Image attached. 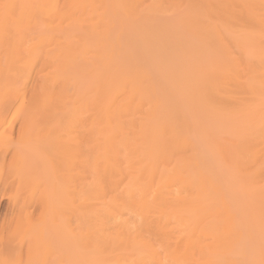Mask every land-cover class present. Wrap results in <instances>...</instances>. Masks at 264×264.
<instances>
[{
  "label": "bare ground",
  "instance_id": "1",
  "mask_svg": "<svg viewBox=\"0 0 264 264\" xmlns=\"http://www.w3.org/2000/svg\"><path fill=\"white\" fill-rule=\"evenodd\" d=\"M2 1L0 2V49L2 50L0 51V117L22 118L23 124L22 120L20 122L23 127L24 122H27L26 126H32L30 123L33 122L34 119L31 118L34 116V118L40 115L42 118L48 116V119L50 116L52 118L68 116L71 119L68 121L74 126L73 134H70L72 149L71 140L68 143H71L69 148L73 153L69 155L67 149L68 156L71 157L68 158L72 160L69 164H75L74 158L75 162L81 163V168H72L69 165L71 170L78 168L72 172L74 186L70 191H72L71 197L75 192V197L74 202L73 200L71 204L69 202V206L74 203L73 207H75H72L73 210L70 207L74 212V216L72 215L74 221L71 220V216L73 225L70 221L69 226L70 224L75 226L73 235L81 240L77 243L79 246L82 243L88 256L103 264H241L242 258V262L247 259L253 262L254 259L251 261L250 254L257 243L251 241L254 236L252 235L250 239L249 232L247 234L245 230H249L247 225L249 222L243 221L244 215L247 216L246 211L241 205L231 201L233 199L230 200V195L227 193L229 191H226L229 189V182L224 181L228 182L226 184L228 188L222 178V184L218 180H215L218 181L216 183L207 173V169L202 167L206 160H202L204 164L198 163L195 158L188 156L189 152L186 155L190 159L185 158L183 154L179 155L181 157L177 160L174 158V154L185 153L192 146L191 139L194 137L191 138L193 135L188 134L191 126L185 123L186 119L184 123L181 122L179 118L183 117L181 114L177 116L181 125L173 123L177 117L170 118L173 114L166 110L170 104L168 105V101L162 98L164 93L156 85L149 67L138 51L144 45L141 35L150 32L148 27L146 28L145 20L150 19L153 10L160 9L158 5H164L163 10L167 6V11H173L178 8L175 7L176 5L180 9L186 1L195 4L194 18L199 15L204 17L201 24L205 28L200 29V32L203 30L204 34L208 33L205 36L212 40L221 53L219 56L216 55V69L211 72L212 74L208 72L210 75L207 76V82L204 84L206 86L201 92L199 91L200 93L198 92L199 99H196L208 105L209 110L214 111L215 115L217 111H222V114L227 112L226 116L219 112L220 116L225 118L238 115L234 116V119L231 118V121L241 119L240 116L243 120L247 117L248 121L253 120L251 124L256 130L254 129L250 136L247 135L249 132H245L247 139H240L237 145H230L234 147L232 148L234 151L231 150L235 153L234 157L238 155L245 158L233 164L237 165L236 168L248 170L247 175L239 173V176H250L251 185L256 182L260 184L258 186L257 183V187L256 184L253 185L255 188L250 195H253L252 199L257 201H254L257 205L256 210L259 209L257 207H261L264 212V0H180L179 4L185 1L181 5L176 4L178 1L174 0L175 6L171 3L173 0H150L152 3L156 2L157 7L153 9L149 8V1L145 4H148V7L144 5L142 8H147L141 9L142 0H4L3 3ZM136 4L140 5V8L137 9ZM169 4L174 7L171 8L172 10ZM112 9H116L114 13L117 10V13H120L117 14L121 16L119 24L114 25L112 22L114 17ZM163 10L160 13H166L164 12L166 9ZM117 15L113 19H117ZM130 15L133 20H130ZM138 18L143 22L137 24ZM126 27L127 32L138 34L137 42L133 51L126 52L127 58L119 59L118 53L114 51L116 44L114 42L121 41L116 36ZM138 28L140 30L136 31ZM112 29L113 31L116 29V32L114 33ZM111 31L114 33L113 38ZM227 32L232 37L235 35L239 42H245V47L235 39L237 49L236 43L230 42ZM126 36L123 35V38L125 37L122 39L123 42L129 39ZM225 36L227 39L229 37V41ZM231 46L239 52L242 50L246 52L249 47L251 49L246 53L243 51L245 55L242 54L241 59L240 56H235L238 51L232 50ZM81 67H84L82 73L79 72ZM87 68L90 71L86 73ZM32 77L33 82L30 87L29 82ZM168 111L169 113L166 114ZM84 115H86L85 120ZM29 118L32 122L28 120ZM48 119L46 122L49 125H56L58 122L55 121L56 123L53 124L54 122L50 120L49 123ZM238 120L236 125L239 128L240 124L248 127L243 123L245 121L242 120L243 122L240 123L241 120ZM33 123H36L35 120ZM251 124L249 122V126ZM81 128L84 130L81 131ZM243 128L245 127L240 129L244 132ZM248 128L250 129L245 130H253L251 127ZM238 130L234 131L235 135L241 131ZM68 133L66 132V136ZM186 135H190L191 139L186 138ZM230 141L227 140L228 143ZM195 145L194 142L193 146ZM223 146L226 147L224 144ZM228 148L225 149V153L227 150L230 151ZM190 150L192 149L188 151ZM197 151L196 154L200 153ZM219 151L218 156H224L221 154L224 150ZM231 151L229 154L233 153ZM244 152L245 155L241 156ZM172 159L175 161L172 165H163L164 162H173ZM197 160L200 161L199 158ZM222 161H224L223 157ZM18 164L21 167L20 163ZM218 168L220 169L219 166ZM17 170L14 173L18 174ZM11 171L7 173L11 174ZM72 173L70 179L73 181ZM21 174L19 173L16 178ZM217 174L218 177L221 176L222 171ZM11 176L15 175L11 174ZM24 176H28V173ZM19 177L21 180L19 178L18 180L22 182L24 177ZM83 179L88 180L84 188L82 187L84 184H80V182L85 183ZM24 180L23 182L28 179ZM17 181L13 182L16 184ZM247 184L250 186L249 182ZM16 192L21 193L19 190ZM42 192L41 188L42 199L38 198V201L44 204L37 202L42 207L49 208V205L46 207L47 196L44 195L42 201ZM122 195L126 196V199ZM248 197L250 196L245 197L247 202ZM16 200L14 197L13 201ZM19 206L17 207L21 210H18V213L21 215L24 206L23 204V207ZM247 209L249 210L250 207ZM126 213L130 216L134 215L137 222L125 218L122 220L125 215L130 217ZM43 215H38L39 222L35 218L38 222L36 224L33 223L34 218L31 223V218L25 221L21 218L23 224L19 223L16 226L10 221L13 226L0 227V264H28L40 247V251H46L48 245L41 224ZM28 216L30 217L29 214ZM134 216H131L132 220ZM256 224L258 225V222ZM147 233L150 239L146 237ZM48 237L52 238V236ZM70 240L72 241V238ZM52 242L50 245H54ZM23 246L26 247L24 251ZM263 249L260 251L264 254ZM256 257L258 258V254ZM262 257L264 264V256ZM49 259L52 260L51 255ZM248 262L246 263L251 264Z\"/></svg>",
  "mask_w": 264,
  "mask_h": 264
},
{
  "label": "rangeland",
  "instance_id": "2",
  "mask_svg": "<svg viewBox=\"0 0 264 264\" xmlns=\"http://www.w3.org/2000/svg\"><path fill=\"white\" fill-rule=\"evenodd\" d=\"M3 1H2V3H3ZM148 1H149V5L148 4L147 5L149 6V8L151 7L153 9L154 7H157L156 2L152 3L150 0H142L143 3L141 2V4H140L142 6L136 4L137 9L139 6L141 7V9H144V8L146 9L148 6L145 4ZM154 1H156V0H154ZM177 1H178V3H176V4H178V5L185 3V1H183L184 3L182 2L181 4H179L181 1L176 0V2ZM169 2H167L166 4L168 5ZM173 2H174V4H173ZM173 2H171V3L173 6H175V1L173 0ZM190 3H192V2H190ZM190 3H189V1L188 2L186 1V4L181 5L180 9H179V6L176 5L175 7H178V8L174 9L173 11L168 10L169 12L167 11L166 4H165L166 10L164 9L165 11L163 10L164 5H158L160 7V9L162 8L161 11H159L160 9L157 11L153 10V12H152L153 14H151V16H149L150 19L148 21L145 20L146 28L148 27V30L150 32H149V34L141 35L142 43L144 44L142 46L143 48L142 49L140 48L139 51H138V49H135V50L138 51V53H141V55L144 58V61L146 62V65L149 67L150 74L155 79L156 85L158 87H160L161 91L164 93V95H162L163 93L161 92L162 98H164L165 100L168 101L167 103H168V105L170 104L169 106H170L171 110L174 109V111L172 110V112H171L169 106H167V104H164L165 106L168 107V109L166 107V110H169L170 114H173V115H171L170 118H173L175 116L177 117L178 115L181 114L183 116V117H181V116L179 117V118H181V122H183L186 119L185 123H187L188 125L191 126L189 132H192V133L188 132V134L193 135V136H191V138H193V137L194 138L191 139L190 135H186L185 137L190 138L192 140L191 143L194 144V142H195L197 146L196 145L193 146V144H191L192 146L190 148L192 150H190V151H192V152L188 151L190 149L189 148L185 153L178 154V152H177L176 155L177 154L178 155H177V157H175L176 155L174 154V158L177 160L178 158L181 157L179 155H182V154L186 158L188 155L187 152H189L188 156L190 158L193 157V159L195 158V160L198 161V163L201 162V164H204V161L206 160L205 165H202V167L207 169V173L213 178L214 181L218 180V181H220L219 183L222 184L221 181L223 179V182L224 181L229 182V184H228L229 189H227L226 191H229L227 193H228V195H230V200L233 199L231 201H235L234 202L235 204H237L239 206L241 205L243 207V209L246 211L247 216L244 215L246 220L244 219L243 221L244 222L247 221L246 223L249 222L247 224L249 226L248 227L249 230H247V229H245V230L247 231V234L249 232V234H250L249 238L250 239L254 236L253 237L254 240L251 239V241L252 242L255 241L254 244L257 243V245L253 248V250H251L252 248L250 249L252 252V254H250L252 258L250 257V255H249V258H251V261L254 259L253 262H250L249 261L250 259L249 260L247 259L244 262L246 263L249 261L251 264H256L257 263L256 260L259 259L258 264L260 262H261L260 264H263V257L262 256H264V254L261 252L262 251L261 249L264 248L263 247L264 246V225H261V223L262 224L264 223V216H263L264 212L262 211L261 207H257V209L258 208L259 209L256 210L255 207L257 205L255 202H257V201L255 199L254 200L252 199L253 195H250V192H252V189H254L255 186L257 187L258 182L255 183L256 185L253 183V185H255V186H253L250 184V181H249L250 176L249 177L247 176L248 178L243 177V176H239V173H240V175L241 174L247 175L248 170H245V168H243V170H242V168H239V167L236 168L237 165H233L235 162L241 161V159L244 160L245 158H243V157L241 158L238 155L234 157L233 156V155H235V153L233 152L234 147H232L234 145H237L236 143L237 142L239 143L242 139H244V140L247 139V137L250 136L253 133V131H255L256 129L252 125L253 120L251 121V119H249L250 121H248L247 120L248 117L246 118V120H243L242 116H240V118H241V119H239V120H241L240 123L245 121L243 123H246L248 125V127H251L253 129V130L247 131L250 128H248L244 125H241L239 123L241 129H242V127H245V128H243L244 129V132H243L239 128V126L236 125V124H238V122H237L238 119L235 118L236 119L235 122H234V120L231 121V118H233L235 115L233 116V114H232L233 117L228 116L230 118H225L224 116H226L227 112L224 113V111H223V113L225 115L221 113L222 111H219L224 116H220L218 111H217V114L215 115L214 111L209 110L208 105L201 103L200 100L196 99V98H198V92L199 91L201 92L202 89H204L203 87L206 86V85L204 86V84H206V82H207L206 81V79H208L207 76L212 74L213 73L212 71H214L216 69V66H215L216 57L219 56V54L221 55V53H220L219 49L213 44L212 40L205 36V34L206 35L208 34L205 32L206 30L204 31L205 34L203 33V30H201V32H200V29H203V27H204V25L201 24L202 23L201 21H203V19H202L203 16L201 17L199 15V16H197L198 19L194 18V17H196V12H195L196 7H195L194 3H192L190 6ZM144 5L147 7L142 8ZM169 5H170V7L169 6L168 7L170 9L174 8V7H171L172 6L171 4H169ZM136 6H134V7H136ZM193 8L195 9V11ZM116 9H119V8H116ZM141 9H139V11ZM177 9H179V10H177ZM115 10L112 9V11H113L112 14L114 17H116V15L118 14L117 13L118 10L116 13H114ZM162 10L164 12H166L167 14L166 13H163V14L160 13V12H162ZM139 13H141V11ZM139 13H138V15L140 16L141 19H143V17H141V15ZM118 15H117V17H118L117 19H113L114 17H112V22L114 25L119 24V22L121 20V16H118ZM130 16H131V17H129L130 20H133L134 18L132 17V15H130ZM140 18H138L139 21L137 19V24L143 22V21H141ZM193 19H195V21ZM199 19H201V20H199ZM115 20H117V21L115 22ZM199 21H200V23H199ZM193 22L196 24H194ZM123 24H125V26H126L125 22H123ZM200 24H201V26H199ZM139 27L142 29L141 26H139ZM140 28L136 29V31L140 30ZM222 28L224 29V27H221V29ZM124 29H125V31H124ZM112 31H113V29H112ZM112 31H111V33H112ZM127 31H128L127 27L123 28L121 34L116 36L118 38V40H121L120 42L114 40L115 41L114 43H116V44H114L115 45L114 51H115V53H118L119 59L127 58L126 52L133 51L134 50V48H133L134 44H135V42H137L136 37L138 36V34H135L134 32H130V31L127 32ZM113 32L115 33L116 29H114ZM123 32H124V34H122ZM114 33H112V38H113ZM225 34L226 33H224V35ZM227 34L229 35L230 33L227 32ZM123 35H127L126 37H129L130 40L126 39L127 41L123 42L122 39L125 38V37L123 38ZM229 37H230L231 43L238 42V43H241L242 45H244L243 47H245V42L244 43L242 41L239 42L235 35L233 37L229 35ZM229 37H228V39L226 37L227 41H229ZM128 41L130 43H127ZM132 41L134 42L133 44H132ZM234 41H236V42H234ZM244 41H245V39H244ZM125 44H127V45H125ZM119 45H121V46H119ZM233 45L234 44H232V46ZM124 47H126V49ZM233 47L231 48L232 50L235 49L236 51H238V52H236L235 50L233 51L234 53L236 52L235 56H237V57L240 56L242 59L243 58L242 54H244L245 51L242 50L241 52H239V50H237L238 49L237 43L235 46L237 49L233 48ZM248 49H251V48L249 47ZM248 49H246V52H248L247 51ZM212 50H214V51L212 52ZM0 51L2 52L1 49H0ZM121 52H123V53H121ZM237 53L239 55H237ZM144 54H145V56H144ZM211 55H212V57H211ZM82 57H83V55H82ZM84 58H86V57L84 56ZM84 58H82V59H84ZM84 60H86V59H84ZM90 66H91V69L93 70V64L92 63L90 64ZM189 67H191V68H189ZM88 68H89V66H88ZM88 68H87V70H85L86 73L90 71V70H88ZM82 69H84V67H81L79 69L80 73H82ZM208 72H210V74ZM33 76H35V74H33ZM32 82H33V77L29 82L30 87L32 86ZM84 82L85 81H83V83ZM161 83L163 84L164 88H163ZM169 111L167 113L166 112L165 113L168 114ZM228 114L231 115L230 113H228ZM237 116L238 115H236L235 117H237ZM1 117H0V143H1L0 144V163H1L0 166L3 165L4 167L3 166H2V168L0 167V171H1L0 174H1V176L3 175L2 177L0 176V227L1 226H3V227L13 226V224L17 226V224L19 225V223L23 224L22 219L25 221V219L29 220L31 218L30 219V223H31L36 218L37 221L39 222V219H38V218H40L39 216L43 215V213H44V215H43L44 218L42 217L43 221L41 224L43 225V228H44L43 229L44 230V236H45V239L47 240L46 245H48V248L46 247V249H45L46 251H40V248H41L40 247L38 249L39 251H36V253H35V255L37 257H35V255H34L33 258L28 262V264H103L101 262L95 261L94 260L95 258H90L86 252V249H84V246L82 245V243H80L81 247L79 246L78 243L81 240L79 241V239L76 238L75 235H73V233H74L73 227H75V226H71V224H72L71 220L74 221V219H73V216H74L73 213L74 212H72V210L75 206L73 207L74 203H72L73 204L72 206H69V205L71 204L72 200L74 202L75 192H73L74 194H73V196H72L73 198H72L71 197L72 191H70V189H71V187L74 186L73 185L74 183H72V182H74L72 172H74L73 170H75L76 168L71 170L70 167H72V168L78 167L79 169L81 168V165H80L81 163H79L78 161L75 162L74 158H73V162L75 164H73V163H71V165L69 164L70 163L69 161H72V160L69 159L71 157L68 156V153L70 152V150L73 147V142L70 139L72 137V135H70V134H73V130H74L73 129L74 126H72L73 124L68 121L71 119L68 116H58L56 118H54V116H53V118L50 116L49 117L50 119H48L47 118L48 116H43V118H42L40 115L38 118H37V116H36V118H34L35 116L31 118V119L35 120V122H36L35 124L33 123L34 120H32L33 121L32 122L31 119L29 118L28 120L32 123H30L28 121V124L30 123L32 126L29 125L30 126L29 127L27 125L28 126L27 127L26 126L27 122L26 123L24 122V127H23L22 124H23L24 119H22V118H16V119L14 117L8 118L10 116H5V117L1 116ZM46 118L49 120V123H50V120H52V123L54 122L53 124H55L57 121L58 122L56 125H52V124L49 125L46 122V120H47ZM83 118L85 120L86 115H84ZM179 118L178 117L176 118L179 120V121L178 120L176 121L177 123L175 122L176 119L173 122L178 126L181 125ZM249 118H250V115H249ZM244 119H245V117H244ZM20 121L22 122V124ZM249 122H250V124L252 123L251 124L252 126L251 125L249 126ZM66 123H68L67 125H69V124L70 125L67 126ZM237 126H238L239 130H241V131L238 130ZM234 129L239 131V133L237 132L236 135L237 134L240 135L241 132H243V134L241 133L242 135H240V137H239V135L236 136L234 134L235 133ZM245 129H247V130H245ZM83 130L84 129L81 128V131H83ZM70 131H72V132H70ZM66 132L67 133L69 132L68 133L69 137L66 136ZM245 132L246 133L249 132V133H247L248 136L245 135L246 134ZM44 135H47V136L45 137ZM243 135H245L246 137ZM187 136H189V137H187ZM233 136H235V137H233ZM69 140H71L72 145L70 142H69L70 144L68 143ZM227 140H231V141L228 143ZM53 141H54V143H53ZM224 141L227 142V144ZM7 142H9V143H7ZM24 142H26V143H24ZM231 142H233V143H231ZM22 143H24V144H22ZM6 144H8L10 147ZM223 144L226 147H224ZM230 144L231 145L233 144V145L231 146ZM69 145H71V149L69 148ZM220 146H221V149H220ZM196 147H198V148H196ZM218 148H219V150H222V151L224 150L223 153H221V154L224 155L222 157H223L225 163H224V161H222L221 155L218 156L219 152H220L218 150ZM226 148H228L230 151L233 150V151H231L233 153L229 154L230 151H228V150L225 153ZM67 149L69 150V152H67L68 151ZM193 149H194V151H193ZM195 151H197V152L200 151L201 154L200 153L196 154ZM4 152H5V154H4ZM71 152L69 155H72L73 152L72 153ZM217 152H218V154H217ZM229 155H231V157H229ZM242 155H245V152L242 153L241 156ZM199 156H201V157H199ZM190 158H188V159H190ZM197 158H199L200 161L197 160ZM219 158H221V159L219 160ZM239 158H240V160H239ZM188 159H186V160H188ZM202 160H204V161H202ZM174 162H175L174 160L171 163L164 162L163 165H169L170 166V164L172 165ZM18 163H20L21 167H19ZM8 164H10V165H8ZM14 165H15V167H14ZM69 165H70V167H69ZM207 165H209V166H207ZM9 166H11V167H9ZM214 166L215 167L217 166V168L219 166L221 170L219 168H218L219 170L217 168L215 169ZM5 167H7L8 169ZM23 167L25 169H23ZM207 167H209V168H207ZM210 167H212V168H210ZM232 167H235V168H232ZM4 168H5V171H4ZM14 168H15V170L20 169V171L17 170L18 174L22 173L19 176H22L25 178V180H27V179L28 180L25 181L24 178H22V182H20L21 179L19 176L16 178V176L18 174H16V172L14 173V171H15ZM233 169L235 171V174H234ZM7 171L8 172L11 171V174L15 175V176H13L15 179H12L13 177L11 176L10 173L8 174ZM221 171H222L221 176H223V177H221V176L218 177L217 173H219ZM3 172L6 174V177H5V174ZM27 173H28L29 177L24 176V175H27ZM70 173H72L73 181L70 179L71 178ZM236 173H237V175H236ZM216 174H217L218 179H216L217 178ZM7 175H8V177H7ZM9 176H11L12 178L11 177L9 178ZM238 176H239V178H238ZM30 177H31V179H30ZM18 178L20 180H18ZM219 178L220 179L222 178V179L220 180ZM237 179H238L239 183H238ZM244 179H245V181H244ZM250 179H252V178H250ZM9 180H10V183H8ZM23 180L25 182H23ZM31 180H32V182H31ZM247 180L249 182V185L252 186L253 188L252 187H251V189L249 188L250 186H248ZM13 181H15V182L17 181V183L19 182L18 183L19 186L17 185V183L15 184V182H13ZM83 181H85V183ZM83 181H82L83 183L80 182V184H84V186H82L84 188L87 184L86 181L88 182V180L83 179ZM218 181L217 182L215 181V182L218 183ZM242 181H244V182H242ZM228 182H224L225 186ZM14 184L16 187L17 186L18 187L16 188L14 186ZM20 184L22 187L20 186ZM12 185H13V187H11ZM70 185H72V186H70ZM259 185L260 184L258 183V186ZM237 186L238 187L241 186L240 188H242L241 190L243 191V193L240 190V188H238ZM18 188H20V189H18ZM28 188H30V189H28ZM41 188L43 191L42 192L43 193V200L42 201H44V195L47 196L45 198L46 200H48L46 207H48V205H49V208L42 207L41 204L43 202L38 201V198L42 199L40 197V196H42V195H40L41 194ZM249 189L251 191H249ZM14 190H16V191L19 190V191H21V193L20 192L17 193ZM230 191L232 192L231 194H230ZM238 191H240V192H238ZM16 195H18V197H16ZM247 195L250 196V197H248V202L250 204L247 202V198H245V197H247ZM122 196L124 199H126V196H124V195H122ZM233 196L235 198H233ZM12 197H13V199H12ZM14 197H15V200L17 199L16 200L17 202L13 201ZM32 199H34V201H32ZM236 199H238V200H236ZM46 200H45V203H46ZM250 200H252L254 204ZM30 201H31V203H30ZM37 201L40 202L41 204H39ZM236 201H238V202H236ZM69 202H70V204H69ZM22 204L24 207H25V205L27 207L24 208L22 206ZM19 205H21L23 207L22 210H24L23 212L20 211V213L22 212L21 215L18 213L19 212L18 210H21L18 208V207H20ZM45 205H43V206H45ZM15 207H17V208H15ZM70 207L71 208L73 207L72 210H70ZM248 207H250L249 210L247 209ZM16 209H17V211H16ZM43 209L47 213L43 212ZM70 211H71V213H70ZM257 211H258L259 215L257 214ZM15 212H17V213H15ZM14 213L16 214V216H14ZM28 214L30 215V217L28 216ZM126 214L128 215V213H126ZM69 215H70V217H69ZM71 216H72V219L70 220ZM128 216H130V214ZM131 216H134V215H131ZM131 216L127 217L125 215L121 219L123 220V218H125V219L131 220V221L136 220V222H137L136 217L134 216L135 218L133 217V220H132ZM16 217H18V219H16ZM247 217H248V219H247ZM257 218L260 222L257 220ZM36 219L33 222L35 224L38 223L36 221ZM10 221L13 223L12 225L10 224ZM70 221H71V224L69 226ZM257 222H258V225L256 224ZM50 226H51V228H50ZM70 228H72V230ZM256 228H258V229H256ZM252 230L254 231V233ZM49 231H50V233H47ZM0 232H1V228H0ZM70 232H72V233L70 234ZM47 235L52 236V238L48 237ZM69 235H70V237H69ZM149 235L151 236L150 233H149ZM147 236H148V233L146 234V237ZM71 238H72V241L74 243H72V241L70 240ZM150 238L151 237H149L148 239H150ZM50 239H51V242L53 241L52 243H54V245L53 244L50 245L51 244V242H49ZM3 240H5V239H3ZM2 242H4V241H2ZM259 244H260V246H259ZM260 247H261V249H260ZM74 248H76L77 250ZM256 248H257V251H255ZM25 249H26V247L23 248V251ZM84 251L86 252V254ZM47 254L49 257L51 255L52 260L49 259ZM255 254L256 255L258 254V258L256 257ZM253 256L257 259H255ZM260 258H262V259L260 260ZM44 261H46V262H44ZM242 261H243V258H242ZM242 261H241V264H245Z\"/></svg>",
  "mask_w": 264,
  "mask_h": 264
}]
</instances>
